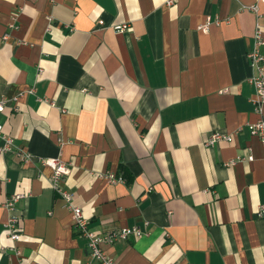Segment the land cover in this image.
<instances>
[{"label": "crops", "instance_id": "crops-1", "mask_svg": "<svg viewBox=\"0 0 264 264\" xmlns=\"http://www.w3.org/2000/svg\"><path fill=\"white\" fill-rule=\"evenodd\" d=\"M169 1L0 0V121L32 154H0V264H88L49 157L72 163L92 230L145 231L105 245L119 264H264V144L247 126L264 3L258 19L257 0ZM215 131L235 137L206 145ZM19 192L14 242L3 202Z\"/></svg>", "mask_w": 264, "mask_h": 264}, {"label": "built area", "instance_id": "built-area-1", "mask_svg": "<svg viewBox=\"0 0 264 264\" xmlns=\"http://www.w3.org/2000/svg\"><path fill=\"white\" fill-rule=\"evenodd\" d=\"M173 0H170L171 3ZM259 3H264V0H257L256 3L250 6L258 14L260 19L261 14L259 12ZM17 17L14 15L12 21L9 24L11 28L17 27ZM115 28L118 31H123L128 28V25H116ZM201 29L205 32H209V22L207 21L201 25ZM260 28V22L257 23L256 32L254 36V44L247 52V58L251 67L254 70V74L250 77V82L255 88V97L252 101L255 104V113L257 120L251 123H247L250 134L257 137L264 144V38ZM8 35L5 36V38ZM225 89L223 92H227ZM7 108H11L8 99L0 97V114H4ZM235 137L234 133H224L221 131H215L205 142L206 145H214L218 141H233ZM16 152L20 159L24 162L29 161L32 158V154L27 149L15 148L14 138L4 130V123L0 121V154ZM248 159L252 161L253 155L250 153L248 156L233 161H229L227 165L235 164L238 160ZM43 163L50 166L53 170V174L50 178L52 188L64 199L65 207H67L73 216V224L77 232L87 240L90 259L88 264H119L115 256L108 253L105 249V245H113L118 241H125L133 238H139L145 234V231L138 225L123 227L120 229L111 230L108 232H99L92 230L89 227V219L84 216L83 209L75 203V195L65 187V179L71 173L72 163L63 161L59 157H49L43 159ZM100 177L106 179L110 183L125 182L126 179L123 175H118L112 171H105L100 173ZM27 194L24 192L14 193L10 195L4 202L3 206L9 211V217L6 222V230L10 234L11 239L15 242L20 239L19 224L23 219L20 212L17 211V204ZM258 216H264V205H259ZM147 222L144 223L147 226ZM15 249V248H14ZM19 253V250H17Z\"/></svg>", "mask_w": 264, "mask_h": 264}]
</instances>
